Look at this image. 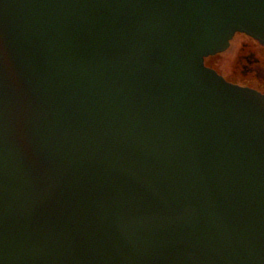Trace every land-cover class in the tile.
<instances>
[{"label": "water", "instance_id": "95a60500", "mask_svg": "<svg viewBox=\"0 0 264 264\" xmlns=\"http://www.w3.org/2000/svg\"><path fill=\"white\" fill-rule=\"evenodd\" d=\"M236 32L264 0H0V264H264Z\"/></svg>", "mask_w": 264, "mask_h": 264}, {"label": "flooded vegetation", "instance_id": "af4514ba", "mask_svg": "<svg viewBox=\"0 0 264 264\" xmlns=\"http://www.w3.org/2000/svg\"><path fill=\"white\" fill-rule=\"evenodd\" d=\"M229 42L227 51L237 53L238 65L234 66V68L231 67V71L227 72L228 75L224 74V51L220 54L207 57L205 59L206 65L214 69L227 81L239 86L252 88L264 94V46L243 33L234 34ZM218 56L222 63L221 70H218L214 65L207 62V60Z\"/></svg>", "mask_w": 264, "mask_h": 264}]
</instances>
